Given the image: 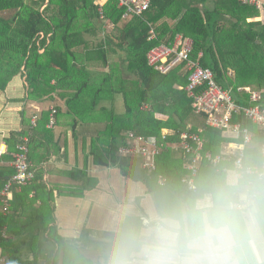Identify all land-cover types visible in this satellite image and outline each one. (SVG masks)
<instances>
[{
  "label": "trees",
  "instance_id": "trees-1",
  "mask_svg": "<svg viewBox=\"0 0 264 264\" xmlns=\"http://www.w3.org/2000/svg\"><path fill=\"white\" fill-rule=\"evenodd\" d=\"M149 1L142 15L123 18L117 0H107L101 8L95 0H0V91L16 79L22 82L20 117L28 124L10 133L2 158L12 161L26 137L34 174L28 185L13 190L6 212L0 203V252L8 264H69L71 259V248L53 226L51 196L43 195L47 187L42 180L43 161L54 148L60 149L53 129L61 127L63 119L71 120V129L77 123H105L90 143L95 164L116 167L126 178L142 183L153 201L188 190L181 183L188 175L185 162L163 152L155 159V170L144 169L142 158L121 152L129 148L130 135L148 139L166 129L172 143L179 133L201 128L204 150L212 154L225 143L240 142L203 125L184 91L185 64L160 74L147 64L152 48L171 44L176 35L189 38L190 59L211 70L219 87L231 88L239 107L248 106V96L236 93L245 87L260 94L259 105L264 107V21L255 20L258 10L236 0ZM45 102L56 109L52 128L47 127L49 109L30 107ZM28 111L38 115L34 126ZM240 123L253 133L245 161L261 158L264 132ZM213 171L201 163L196 186ZM13 173V168L0 167V189ZM159 176L165 180L162 185Z\"/></svg>",
  "mask_w": 264,
  "mask_h": 264
},
{
  "label": "clouds",
  "instance_id": "clouds-1",
  "mask_svg": "<svg viewBox=\"0 0 264 264\" xmlns=\"http://www.w3.org/2000/svg\"><path fill=\"white\" fill-rule=\"evenodd\" d=\"M69 264H264V157L226 160L172 199L112 217Z\"/></svg>",
  "mask_w": 264,
  "mask_h": 264
},
{
  "label": "built area",
  "instance_id": "built-area-1",
  "mask_svg": "<svg viewBox=\"0 0 264 264\" xmlns=\"http://www.w3.org/2000/svg\"><path fill=\"white\" fill-rule=\"evenodd\" d=\"M240 5L252 6L259 12L264 10V0H236ZM118 8L123 9V18L140 16L150 6L149 0H117ZM259 19V18H258ZM256 20V19H255ZM260 21V19H259ZM152 34V32H151ZM153 36V35H152ZM151 36V37H152ZM192 42L189 38L176 35L171 44L159 45L152 48L146 55L147 64L153 67L160 74L168 73L180 63L185 64L186 86L184 91L192 99L191 107L195 115L203 120V125L208 128L223 131L227 136L236 137L240 142H228L221 146L217 154L204 150V140L201 136L202 129L196 131L187 129L179 133L177 142H168L170 133L162 129L159 136L145 139L130 135V146L121 149L124 154H134L144 160L143 168L153 171L155 159L163 152L176 153L185 162V169L188 175L181 179V183L189 190L196 187L197 177L201 163L205 162L214 170L222 162L229 160L245 161L246 148L252 143L253 133L242 126V123H251L264 132V107L259 105L261 96L251 89L238 88L236 93L248 96V106L241 108L237 105L232 89L219 87L209 69H203L198 61L190 59ZM49 120L47 127L54 126V115L56 109L49 108ZM239 117V118H237ZM36 116L31 118V125H35ZM28 139L22 137V142L16 146V152L11 161L14 173L0 189V203L2 211L6 212L11 200L13 190L19 191L28 185L34 174L31 170V163L28 161ZM5 154V147L0 146V156ZM260 157H264V146L260 150ZM164 178L158 177V184L162 185ZM2 237L6 234L2 232ZM0 264H8L7 259L0 252Z\"/></svg>",
  "mask_w": 264,
  "mask_h": 264
},
{
  "label": "crops",
  "instance_id": "crops-1",
  "mask_svg": "<svg viewBox=\"0 0 264 264\" xmlns=\"http://www.w3.org/2000/svg\"><path fill=\"white\" fill-rule=\"evenodd\" d=\"M106 1L95 0V4L101 8ZM21 84L16 79L11 87L0 91V146L5 147V153V140L10 133L20 132L28 126L27 119L21 122L20 117L24 105L21 99L25 95ZM35 105L38 111L53 106L31 104L30 107ZM36 115L31 111L26 114L30 121ZM70 123V119H63L61 127L53 129L55 145L60 149L57 152L54 148L42 163V180L47 187L43 195L49 193L51 196L53 226L62 242L70 248L87 252L112 217L129 209H142L153 199L142 183L126 178L118 168L95 164L89 153L90 143L97 132L105 128V123H77L74 129L68 127ZM57 128L61 132L56 131ZM5 155L0 156V167L12 168L11 161L3 160ZM169 155L180 159L176 153Z\"/></svg>",
  "mask_w": 264,
  "mask_h": 264
},
{
  "label": "rangeland",
  "instance_id": "rangeland-1",
  "mask_svg": "<svg viewBox=\"0 0 264 264\" xmlns=\"http://www.w3.org/2000/svg\"><path fill=\"white\" fill-rule=\"evenodd\" d=\"M196 10H197V9H196ZM259 19H260V21H262V22L264 21V10H263L262 12H260V17H259ZM259 19L257 18L256 21H259ZM42 105H43V106H45V105L48 106V103L45 102V103H43ZM47 106H46V107H47ZM59 129H60V128H57L56 131L61 132ZM54 136H55V133H54ZM57 138H58V137H57ZM47 242H49V241H47ZM44 243H46V241H44Z\"/></svg>",
  "mask_w": 264,
  "mask_h": 264
}]
</instances>
